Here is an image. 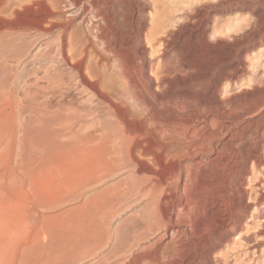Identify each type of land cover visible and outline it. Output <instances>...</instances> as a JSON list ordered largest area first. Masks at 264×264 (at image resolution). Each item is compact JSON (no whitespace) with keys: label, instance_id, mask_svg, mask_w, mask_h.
<instances>
[{"label":"rangeland","instance_id":"rangeland-1","mask_svg":"<svg viewBox=\"0 0 264 264\" xmlns=\"http://www.w3.org/2000/svg\"><path fill=\"white\" fill-rule=\"evenodd\" d=\"M11 1L15 5L30 1L45 4L54 13L48 20L59 22L60 27L50 32L17 30L26 27L30 16L20 13L19 19H14L4 13L7 4L0 5V115L6 118L0 117V168L17 160L20 179L34 176V184H38L34 185V202L28 200L31 205H5L0 198V264H131L136 257H143L138 264L169 261V256L162 261L169 239L163 231L150 233L145 227L153 221L150 214L158 204V198L149 194L146 173L131 166L104 169L101 160L112 155L104 150L87 153L81 146L80 141L92 130L80 123L66 126L64 113L54 117L58 105L79 107L82 102H97L90 91H84L72 61L63 58L61 41L76 37L84 44L92 43L84 64L87 80L99 78L102 91L114 86L112 97L120 110L129 116L134 113L113 56L104 53L105 44L88 36L101 21L75 18L62 0ZM105 2L99 0V6L107 5ZM114 7L123 12L117 19L124 23L125 39L130 40L121 49L120 59L126 66L141 64L148 79L157 75L165 80L167 91L166 87L164 92L156 91L158 84L150 89L164 99L167 108L185 106L191 110L201 103L199 98L209 103L215 98L229 101L238 97L236 100L245 104L255 88L264 87V0H120ZM65 52L72 58L73 49ZM100 55L104 61L98 63ZM226 73L234 82L225 83L222 92L214 95L213 87L205 92L200 89L199 84L222 81ZM51 87H55L53 93ZM108 113L100 104L102 120ZM11 134L17 146L12 157L8 147ZM114 144L110 142L107 149L111 151ZM252 154L257 167L248 165L236 181L250 209L236 229L220 237L211 249L204 246L197 250L201 264H264V203L260 204L264 146ZM145 159L151 163L149 157ZM190 160L175 164L186 168L197 159ZM2 180L6 184L9 179ZM159 238L160 260L149 263L147 256L158 249L153 246ZM111 251H116L118 258L108 257Z\"/></svg>","mask_w":264,"mask_h":264},{"label":"bare ground","instance_id":"bare-ground-1","mask_svg":"<svg viewBox=\"0 0 264 264\" xmlns=\"http://www.w3.org/2000/svg\"><path fill=\"white\" fill-rule=\"evenodd\" d=\"M57 1L60 3V0ZM64 1V7L75 18L83 16L84 19L87 16L95 22L101 21L102 24L95 28L93 34L89 31L88 36L105 44L104 53L113 56L126 98L134 113L129 116L120 110L121 105L112 97L115 93L112 84L111 88L106 85L109 90L106 89L105 92L102 91L99 78L94 82L87 80L84 64L91 53L88 49L92 47V43L84 44L80 37H76L69 42L64 39L61 41L63 58L67 63L72 61V69L81 78L84 91H90L97 102L91 105L82 102L79 107L70 104L58 105L54 117L64 113L66 126L73 127L80 123L83 128L92 130L83 137L80 145L87 153L95 154L104 150L106 154L112 155L101 160L102 167L111 166L116 170L118 166H131L138 173H146L149 194L158 198L157 210L150 214L154 222L147 224L146 230L150 233L161 230L169 239L163 250L162 261L166 256L170 259L160 264H201V259H197V250L204 246L211 249L220 237L227 236L236 229L250 209L244 204L246 194L236 181L243 174L245 167L250 164L257 165V159L252 153L264 146V87H254L252 99L245 104H240V100H236L238 97H232L233 100L231 98L229 101H216L215 98V101L212 100L214 102L209 103H204L202 98H199L201 103L194 105L191 110L185 106L167 108L164 99H159L155 91L150 89L151 85L158 84L154 86L156 91H167L169 88L166 87L168 84L165 80L157 78V75L155 79H148L144 76L147 69L140 67L141 64L133 62L132 66H126L119 57L123 46H127L130 41L125 39L124 23L117 19L123 12L114 7L120 0H105V4H108L103 7L99 6V0H62ZM5 3L7 7L4 13H8L12 18L19 19L20 13L30 16V20L25 23L26 27L16 28L17 30L25 31L27 28L26 30L50 32L60 27L59 22L48 20L54 13L45 4L39 6L36 1H30L26 2L27 4L23 2V5H15L11 0L8 3L1 1L2 5ZM131 34L136 39V33L133 31ZM139 35L143 36L140 32ZM66 48L74 50L72 58L65 54ZM102 56H98V63L104 61ZM223 76L222 81L215 79V82H204L199 84L201 88H198L203 91L213 87L214 95L222 92L225 83L234 82L231 74L226 73ZM165 87L167 89H164ZM226 88L228 89L227 86ZM50 91L53 93L55 87H51ZM199 95L197 93L195 97L198 98ZM100 104H104L109 111L103 120L99 115ZM89 117L90 120H87ZM180 129L182 132H179ZM110 142L115 143L111 151L107 149ZM8 147L12 157L17 147L12 134ZM146 157H149L151 163L146 161ZM188 158L197 160L186 168L181 167L179 163L175 164V161ZM12 161H9L8 166L0 168V180L9 179L6 184L0 181L1 201L12 205L28 200L34 202V176L22 181L18 175L19 163L17 160ZM36 180L35 182H39ZM26 189L31 193L33 200ZM261 203H264V195ZM160 243V238L154 242L153 247L158 249L147 256L149 263L159 262ZM192 251L196 252L192 254ZM108 257L116 259L118 254L111 251ZM141 258L143 257L134 258L131 264H138Z\"/></svg>","mask_w":264,"mask_h":264}]
</instances>
